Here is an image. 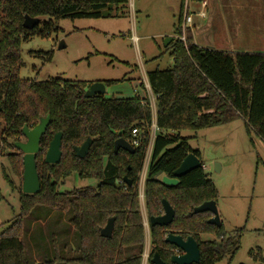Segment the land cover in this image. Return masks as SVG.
<instances>
[{"label":"trees","instance_id":"1","mask_svg":"<svg viewBox=\"0 0 264 264\" xmlns=\"http://www.w3.org/2000/svg\"><path fill=\"white\" fill-rule=\"evenodd\" d=\"M127 3L128 0H0V121L4 125L0 142L6 145V139L21 136L24 126H35L40 118L50 116L35 162L40 191L19 196L18 215L0 233V264H32L26 257L24 244L29 219L34 215L38 222L54 212L67 214L68 225L74 231L76 255L65 257L62 254L65 246L58 251L61 241L53 232L51 257L45 256L36 264H141L144 238L138 182L152 123L148 103L137 97L85 98L86 82L61 79L30 82L19 78L21 43L38 29L29 31L22 27L25 15L55 20L99 19L111 16L104 15V10L116 7L118 12ZM181 16L180 13L178 23ZM179 25L176 34H180ZM52 29V25L45 24L39 36L45 37ZM191 39L188 32L187 46L181 40H172L166 50L173 58V67L147 74L155 98L157 132L145 176V208L148 217H157L162 200H166L174 210L169 226L150 227L153 249L149 260L157 252L162 261L171 264L174 251L180 255L179 250L164 242L161 236L164 230L184 239L192 237L197 242L200 254L197 264H217L235 256L243 229L230 236L221 223L219 227L207 223L212 217L210 213H193L194 208L214 202L216 197L204 168L182 176L174 187L163 185L160 179L172 177L189 153L198 159L200 156L190 149L187 138L174 132L223 126L241 119L264 142V54L199 48ZM124 80L103 83L110 87ZM134 128L141 132L140 146L133 149V154L122 150L114 153V141L123 138L128 142ZM58 132L62 133L61 159L57 165H47L41 155ZM87 137L92 139L89 151L85 158H77L73 148ZM71 173L80 178H97L99 182L94 189L60 191L59 181ZM124 177L131 181L130 186L124 183ZM118 180L124 185L117 186ZM110 218H114V229L112 237L105 239L99 232ZM210 232L216 234L217 241L200 240L201 234ZM132 251L135 253L130 255ZM251 259L264 264L260 249L251 254Z\"/></svg>","mask_w":264,"mask_h":264},{"label":"rangeland","instance_id":"2","mask_svg":"<svg viewBox=\"0 0 264 264\" xmlns=\"http://www.w3.org/2000/svg\"><path fill=\"white\" fill-rule=\"evenodd\" d=\"M180 1L128 0L122 12L120 8L117 12L116 7H110L111 10H104L103 14L110 13L111 16L99 19L39 18L41 22L37 32L21 43L19 78L30 82L52 79L80 81L88 86L125 79L122 83L106 87L103 97H137L144 104L148 103L152 117H156L155 98L146 77L149 72L173 67V58L163 43L167 37L180 40V34L175 33L182 22L181 16L178 23L180 13L183 14ZM200 1L208 5L207 11L205 9L207 17L201 20L193 16L192 27L186 29L183 37L184 46L189 44V32L191 43L199 48L212 46L223 52L236 50L264 54V0ZM228 5L232 22L227 18V22L224 21V15H221ZM218 8L221 14L216 13ZM192 12L195 11L192 9ZM45 24L52 25L53 29L42 38L39 32L44 30ZM232 25L236 26V38H231L226 31V27ZM61 43L64 47L59 49ZM1 129L4 125L0 121ZM174 134L187 138L190 149L199 152L204 172L216 191L214 203L225 233L231 236L235 230L243 229L235 256L217 264H257L252 261L251 254L260 249L264 257V142L254 131L247 129L241 119L223 126L182 130ZM22 141L21 135L6 139V145L0 142V233L10 226L20 210L23 155L12 145ZM45 153L41 155L42 160ZM146 163L139 173L138 182V207L144 238L142 255L147 256L145 263L141 256V264H151L149 257L153 249L144 197ZM98 182L97 178H80L71 173L59 181L58 189H94ZM116 185L124 183L118 180ZM162 214L161 208L158 216ZM35 218L33 215L29 219L30 226L24 237L26 257L32 264L49 256L52 249L50 234L53 232L61 241L58 251L65 246L62 253L65 257L76 255L74 231L68 225L66 213L54 212L38 222ZM161 233L164 239L169 234L164 230ZM199 238L201 241H217L213 232L201 234ZM134 253L132 251L130 255ZM176 253L174 251V255Z\"/></svg>","mask_w":264,"mask_h":264},{"label":"water","instance_id":"3","mask_svg":"<svg viewBox=\"0 0 264 264\" xmlns=\"http://www.w3.org/2000/svg\"><path fill=\"white\" fill-rule=\"evenodd\" d=\"M41 20L39 18H31L28 15L23 17L22 27L26 30H33L40 25ZM171 37L164 39V47L166 48L171 42ZM64 46L62 43L59 45V49ZM105 85L102 82H96L88 86L85 91V98H91L94 96L104 95ZM1 112V107H0ZM50 125V116L47 115L44 118H40L38 123L29 128L24 126L21 130V134L25 139L24 142H15L13 147L20 153H22V194L24 195H36L40 191L39 177L36 169L35 155L41 152L40 139L45 134L48 126ZM61 139L62 133L58 132L53 135L52 140L48 144V148L45 153L44 163L47 165H57L61 159ZM92 144V139L87 137L86 140L79 147H74L73 152L77 158L83 159L87 155L89 148ZM119 150L133 154L134 150L130 144L123 138H118L114 141L113 152L117 153ZM202 167L200 160L193 154L189 153L180 163L179 167L172 173V177L162 176L160 181L163 185L168 187H174L178 185V179L182 176L190 173L191 171ZM123 181L127 185H131V181L126 177ZM163 214L157 217H149L150 227H167L174 218V210L166 200H162ZM194 214L210 213L212 217L207 221L209 225L219 227L220 219L216 204L214 202H204L200 206L194 208ZM114 229V218L108 219L105 227L100 229L99 235L102 238L110 239ZM164 242L178 249L181 254L173 255L170 258L171 264H197L200 260V254L197 242L192 237L184 239L180 235L167 234ZM151 264H166L160 258V255L155 252L150 259Z\"/></svg>","mask_w":264,"mask_h":264},{"label":"built area","instance_id":"4","mask_svg":"<svg viewBox=\"0 0 264 264\" xmlns=\"http://www.w3.org/2000/svg\"><path fill=\"white\" fill-rule=\"evenodd\" d=\"M193 4V0H182V22L179 25V30H180V40L183 42L184 41V34L186 32L187 28H191L193 24V16H196L197 18L203 20L206 17L205 14V8H206V2L205 1H200L199 2V7L195 12H192V7L191 5ZM198 4V3H197ZM191 10V11H190ZM133 40H136L135 37H133ZM157 128L155 124V118L152 117V123L150 125L149 129V143L146 148L143 164L146 163V166L148 167L150 156H151V150H152V145L156 136ZM130 146L134 149L140 146L141 144V132L139 129L134 128L131 130V138L128 141ZM143 167V166H142ZM146 167V170H147ZM178 250V249H177ZM146 254L142 255V261L145 263L146 260ZM145 259V260H144ZM142 263V264H144Z\"/></svg>","mask_w":264,"mask_h":264},{"label":"crops","instance_id":"5","mask_svg":"<svg viewBox=\"0 0 264 264\" xmlns=\"http://www.w3.org/2000/svg\"><path fill=\"white\" fill-rule=\"evenodd\" d=\"M199 2H200V0H193V4L191 5V7H192V9H193V11H195V10H197V8H198V5H199ZM198 3V4H197ZM206 5H207V3H206ZM232 5V4H231ZM231 5H230V7H231ZM245 5V4H244ZM181 6H182V0L180 1V9H181ZM225 8V7H224ZM223 8V9H224ZM206 11H207V9H208V5L206 6ZM226 10H228V11H226ZM236 12H237V10H236ZM211 13H213V10H212V12ZM216 13H220L219 12V8L216 10ZM207 14V13H206ZM221 14V13H220ZM222 15V17H223V15H224V21H226L227 22V19L229 20V21H231L232 22V17H231V10H230V8H229V5H228V8H227V6H226V8L224 9V11H223V14H221ZM230 17H228V16ZM227 16V17H226ZM206 17H207V15H206ZM227 18V19H226ZM226 31L228 32V35L231 37V38H236L237 37V30H236V26H227L226 27ZM235 33V34H234ZM136 38V37H135ZM194 45H195V43H194ZM197 46V45H196ZM208 47V49H213V47L212 46H207ZM213 50H215V49H213ZM217 51V50H216ZM221 52H223V51H221ZM224 52H230V53H233V52H237L236 50L235 51H224ZM243 52H245V51H243ZM247 53H252V52H247ZM146 80H147V77H146ZM105 89H106V87H105ZM153 118H155V117H153Z\"/></svg>","mask_w":264,"mask_h":264},{"label":"flooded vegetation","instance_id":"6","mask_svg":"<svg viewBox=\"0 0 264 264\" xmlns=\"http://www.w3.org/2000/svg\"><path fill=\"white\" fill-rule=\"evenodd\" d=\"M29 128H33V126L32 127H29ZM22 130V129H21ZM22 135V134H21ZM23 137V136H22ZM24 141H25V139H24ZM24 141H22V142H24ZM14 144V143H13ZM13 146V145H12ZM20 153V152H19ZM22 154V153H21ZM23 155V154H22ZM38 154H36L35 155V162H36V156H37ZM24 156V155H23ZM23 156H22V160H23Z\"/></svg>","mask_w":264,"mask_h":264}]
</instances>
